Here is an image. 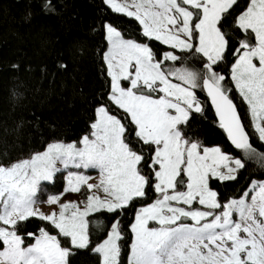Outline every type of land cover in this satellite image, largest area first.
Here are the masks:
<instances>
[{"label": "snow or ice", "instance_id": "snow-or-ice-1", "mask_svg": "<svg viewBox=\"0 0 264 264\" xmlns=\"http://www.w3.org/2000/svg\"><path fill=\"white\" fill-rule=\"evenodd\" d=\"M103 2L128 19L121 29L104 26L109 81L89 133L79 146L50 143L0 162V264H70L92 244L93 213L129 210L128 264H264V179L227 199L212 187L237 180L251 161L264 176V150L253 143L264 148V0ZM44 8L54 11L52 0ZM198 90L242 155L189 136L199 134L194 114L206 110ZM69 169L97 170L98 178ZM61 172L65 187L52 194ZM69 193L83 199L63 202ZM40 203L56 207L45 213ZM31 219L44 222L38 232L26 231ZM109 227L91 251L100 264H121V220Z\"/></svg>", "mask_w": 264, "mask_h": 264}, {"label": "trees", "instance_id": "trees-1", "mask_svg": "<svg viewBox=\"0 0 264 264\" xmlns=\"http://www.w3.org/2000/svg\"><path fill=\"white\" fill-rule=\"evenodd\" d=\"M44 3L0 0V162H14L42 151L51 142H73L89 133L97 101L109 81L103 61L107 48L104 26H127L128 18L113 13L103 0H52L54 11L45 10ZM157 47L167 50L163 45ZM198 95L206 110L194 114L193 126L199 134L189 136L204 146H219L225 153L242 155L219 127L205 93L198 90ZM233 96L238 97V93L233 92ZM235 102L244 122L249 123L247 105L238 98ZM253 143L264 150L255 140ZM250 163L237 180L212 182L223 199L239 195L250 185L249 179H264L259 165ZM133 217V210L119 215L93 213L88 218L92 244L77 250L69 258L70 264H100L99 255L91 249L106 238L110 222L116 218L121 220L124 233L121 264H127ZM43 224L31 219L26 231L38 232Z\"/></svg>", "mask_w": 264, "mask_h": 264}, {"label": "rangeland", "instance_id": "rangeland-1", "mask_svg": "<svg viewBox=\"0 0 264 264\" xmlns=\"http://www.w3.org/2000/svg\"><path fill=\"white\" fill-rule=\"evenodd\" d=\"M104 29H105V27H104ZM105 40H106V30H105ZM106 43H107V40H106ZM107 47H108V45H107ZM106 51H107V48H106ZM79 141H80V139L77 140V141L67 142V143H77V146H79ZM55 142H61V141H54V142H51V143H55ZM63 143H65V142H63ZM67 143H65V144H67ZM45 149H46V147L42 151H40V152H43ZM29 156H31V155H29ZM29 156L24 157V158H28ZM24 158H22V159H24ZM19 160H21V159H19ZM68 171H83L84 174L89 175V176L92 177V179L89 181L90 183H95L96 182V179L98 178V171L97 170H77V169H69ZM66 174H67L66 172L57 173V176H56V179H55V183L54 184H50L48 186L50 193L57 194V193H60V192L63 191V189L65 187V179H64V177L66 176ZM255 181H261V180H255ZM59 183H61L60 189H58L59 186H60ZM250 187H251V185L248 186V188H250ZM82 191H85V189H82ZM251 194H254V193H251ZM46 198H47L46 196L43 197V199H45V200H46ZM82 199H83V196L81 194L69 193V194H67V195H65L63 197V202H72V201H77L78 202V201H80ZM38 207H40V209L42 211H44L45 213H48V212L52 211L56 206H54V205L53 206H50L47 203H40L38 205ZM132 239H133V236H132ZM129 256H130V252H129ZM129 256H128V258H129ZM127 264H128V260H127Z\"/></svg>", "mask_w": 264, "mask_h": 264}, {"label": "water", "instance_id": "water-1", "mask_svg": "<svg viewBox=\"0 0 264 264\" xmlns=\"http://www.w3.org/2000/svg\"><path fill=\"white\" fill-rule=\"evenodd\" d=\"M210 102V101H209ZM214 109V108H213ZM214 112H215V110H214ZM217 117V116H216ZM217 119H218V117H217Z\"/></svg>", "mask_w": 264, "mask_h": 264}]
</instances>
